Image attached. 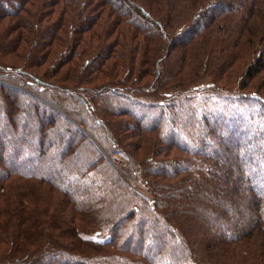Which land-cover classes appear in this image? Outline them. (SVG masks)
I'll list each match as a JSON object with an SVG mask.
<instances>
[{
  "label": "trees",
  "instance_id": "16d2710c",
  "mask_svg": "<svg viewBox=\"0 0 264 264\" xmlns=\"http://www.w3.org/2000/svg\"><path fill=\"white\" fill-rule=\"evenodd\" d=\"M57 3L43 0L36 17L28 9L29 0H0V33L6 26L11 28L10 35L14 33L0 46L4 52L15 53L24 40L23 31L39 33L43 27L36 22L43 24V19L51 17ZM63 3L75 11L69 29L77 35L74 44L69 41L70 46L65 44V50L56 54L53 69L51 63L47 71L33 70L50 57L53 62L52 49L65 25L66 9L31 52V72L10 65L0 54V76L42 95L73 118L67 120L51 109L57 113L54 117L48 108L41 125L27 128L44 107L27 95L28 107L17 104L16 100H22L20 93L1 87L0 113L4 114L5 103L9 124L0 125L6 133L0 138V157L5 158L0 162V186L8 189L0 193V264H30L28 259L35 262L40 255L45 264H228L232 253L237 264H264V0ZM102 14L113 18L105 32L107 43L85 59L86 51L78 45L84 35L91 41L99 39L93 28ZM216 28L226 31L220 35ZM20 30L22 35H17ZM79 57L85 74L73 64ZM223 57L228 65L225 70L226 65L216 63ZM226 72L237 79V87L218 83L228 78ZM257 79L256 89L251 90ZM9 97L14 98L10 101ZM252 106L257 109L250 112ZM21 116L28 120L19 128ZM200 122L203 127L197 134ZM224 126L230 128L229 135L222 131ZM46 127L51 128L48 134ZM20 133L35 137L34 146L18 139ZM45 138L51 141L47 145H43ZM235 138L244 149L226 147L229 142L236 146ZM97 147L141 164L151 200L131 191ZM127 172L134 176L133 167ZM234 173L239 175L232 179ZM14 181L21 190L20 205L15 202ZM228 181L230 196L242 186L250 189L253 195L242 203L258 213L232 232L222 224L226 232L219 233L225 201L205 215L217 199L206 192L213 190V183ZM36 188L45 198L50 193L65 198L70 209H62L61 214L70 215V226H61L60 233L73 241L70 245L81 241L78 253L62 247L58 252L31 250L26 244L19 245L10 232V212L18 213L13 220L20 228L27 227L28 199L38 198ZM52 207L49 204L41 210ZM77 221H81L78 226ZM58 225L61 222L53 221L52 227ZM83 231L93 233L99 245L95 247ZM256 231L261 245L253 252L247 241ZM27 233L26 229V241ZM101 234L104 238H98Z\"/></svg>",
  "mask_w": 264,
  "mask_h": 264
},
{
  "label": "rangeland",
  "instance_id": "374dc122",
  "mask_svg": "<svg viewBox=\"0 0 264 264\" xmlns=\"http://www.w3.org/2000/svg\"><path fill=\"white\" fill-rule=\"evenodd\" d=\"M97 1V0H95ZM30 5L28 6V9L31 10L33 12V14L38 17V13L37 11H39L41 3L43 2V0H29ZM57 5L55 7H53V11L54 13L52 14L51 17H46L45 19H43V24H41L40 22H36L37 25L43 27V29L39 32V33H29V32H25L23 31V37L21 38L24 39L23 42L21 41L20 46L16 49L14 54H10V53H5L4 51H6L4 49V47H0V54H3L4 57L7 59L8 63H10V65H14L13 63H15L17 66H19L22 69H25L29 72H31V69L28 68V62L29 59L31 57V52L33 51L34 47L37 46L39 44L40 41L43 40V37H46V31H47V27L51 26L52 24H54L56 21L59 20V18H61V12L63 10H67L66 14H65V18H64V27L63 30L61 32H59V37L56 42V45L53 46V53H52V58L53 62H51V57L50 60L47 63H44V65H42V67H39L38 69H34V71H39V72H43V71H47L48 68L50 67V64L52 63V66L50 67V69H53V65L56 62V59L58 57V55H56L58 52H62L63 50H65V44H68L67 46H70V44H74L76 40H74L75 36L77 35V33L72 29L70 30V25L72 24V19L76 16L74 15V9L72 7H65L63 0H56ZM198 9V7H196V10ZM195 10V11H196ZM194 11V12H195ZM90 14H88L89 16ZM78 19H79V14H78ZM111 20L109 15H103L98 18L97 21V25L93 28V30H95L94 32H96V35L99 37V39L93 40L91 41L90 38L87 37V35H84L81 42L79 43V47L84 48V50L86 51V53L84 54L85 59L88 57H91V55H93L96 50L98 49H102L103 46L107 43V41L105 40V32H107L108 30H110L111 27ZM12 21H7L6 23H9ZM79 22V21H78ZM6 24H4L5 26ZM255 28V27H254ZM256 30V28L254 29V31ZM216 33L217 34H223L226 29L220 30L216 28ZM11 28L9 29L8 26L4 27V30L1 31L0 33V46L7 43L11 38L10 36L13 35L14 33H11ZM17 33V35H22V30L15 32ZM15 36V35H14ZM20 37V36H19ZM102 39H101V38ZM9 38V39H8ZM256 39V37H255ZM69 41L71 43H69ZM257 41V40H256ZM255 41V42H256ZM65 42V43H64ZM36 43V45H35ZM61 46H63L64 48H60ZM66 46V47H67ZM98 48V49H97ZM34 53V51H33ZM218 53V52H217ZM220 58L222 57V54L218 53ZM224 56V55H223ZM84 58V57H83ZM225 57H223V59H219V61H217V65H226L225 62ZM73 64H75V67L78 69V71H82L84 74L86 72V70H83V62L82 59L76 58L73 60ZM179 65V62H178ZM228 65H226L224 68L227 69ZM56 70V69H54ZM33 71V72H34ZM92 72H90L91 74ZM228 78H221L220 81L218 82L219 84H221L223 87H227L230 89H233V87H237V79L234 80V78H232V74H228L227 72L225 73ZM239 77V74H238ZM237 77V78H238ZM259 83V80L257 79L255 81V85L251 86V90L252 89H256L255 86L256 84ZM68 84V83H67ZM75 84V82L69 83L68 85L72 87V85ZM1 87H5V88H11L14 89L16 92L20 93V97L22 98L21 101L16 100L17 104H22L25 105L26 107H28L29 103L28 102H24L27 101L25 99V95H27L26 97H32V101L34 103H39L41 106H43L44 108H42V112L39 113V115H37V117L33 118L32 120L34 121V124L32 123V127H28L27 128H32L33 129V125L39 126L42 124L41 121H43L48 114V110L50 109L51 114H54L56 117L57 113L58 115L63 116L65 119L73 121V118L70 116V114L65 111V110H60L57 109L54 105H52L48 99H46L45 97H42V95H39L36 92H33L30 89H27L26 87L23 86H18L16 84H13L11 82H8L3 76H0V95L2 96V89ZM264 93V90L261 91ZM14 97H9V100H13ZM3 103V102H2ZM112 105H114V103L111 102ZM4 107V114L0 113V125L4 124V125H8V114H7V106L3 105ZM92 109V105L89 106ZM257 107V106H256ZM46 108V110H45ZM49 108V109H48ZM255 106L250 107V112L254 111ZM51 109L53 111H56L57 113L55 114L53 111H51ZM184 112H185V108ZM257 109V108H255ZM216 110V107H215ZM195 112H197L198 114V110H196ZM249 112V113H250ZM6 113V114H5ZM180 115V114H178ZM32 118V116H31ZM28 120V117H23L21 116L19 118V128H21L22 126H24L23 124L26 123V121ZM62 127L63 125L61 124V122H58ZM206 124H208V122H206ZM3 125V126H4ZM106 125V124H105ZM29 126H31L29 124ZM61 127V128H62ZM79 127H82L79 125ZM203 127V123L200 122V127H198L196 130L197 134L198 132H200ZM3 128V127H2ZM252 128H248L247 130L249 131ZM46 131L47 134L51 132V128L50 127H46ZM176 132H180V128L176 127L175 129ZM222 131L229 135V131L230 128L227 126H224L222 128ZM46 134V137H47ZM197 136V135H196ZM6 137V133L0 129V138ZM18 139H22L25 140V143L27 145H32L34 146V142L36 141L35 137H32V139L29 137H24V134L20 133L19 138ZM224 140H227L225 137L223 138ZM237 144L236 146H233L231 142L227 143L226 147H228V149L230 148V150H232V148L235 149H242L240 148L241 146H239L240 142L238 141V138L234 139ZM51 141H49V139H44L43 140V145H47L49 144ZM52 142H54V140H52ZM225 142H228L225 141ZM225 146V144H223ZM31 146V147H32ZM206 146L208 148L211 147V143L210 142H206ZM97 149L99 150V153H101V155L104 156V158L106 159V161L108 162L109 166L112 168V170L118 175V177L128 186V188L133 191L136 195H140L142 196L144 199L146 200H151V187H150V183H148L147 181H145L143 175H142V165L138 164V163H134L132 164L131 161L129 160V158L127 156H124L121 153H111V154H106L102 151V149L99 147H97ZM244 149V148H243ZM209 151V150H208ZM87 158H83V161L86 160ZM2 161H5L4 157H0V162L2 163ZM34 161L31 160V162H29L28 164L33 163ZM4 163V162H3ZM241 166H245L243 165V163H245V161H241ZM144 165V164H143ZM1 167H3V165H0V169ZM133 167L134 168V176H131L128 174L127 169ZM55 170L56 174L60 173L59 168H55L53 169ZM53 170H50L48 172H52ZM239 174L238 173H234L232 175V179L237 177ZM244 182V181H243ZM19 183H17V181H14L13 183H11L12 188H14V191H16L17 195H15L16 199L15 202H19V200H21V190L19 189ZM230 184V181L228 182H221L218 184H212L213 186V190L210 191L208 190L206 192V194H208L210 196V194L212 195H216L217 199L216 201H214L212 204H209L208 207L206 208V210L204 211L205 215H208L212 212H214V209L216 208L217 204L220 205L221 201H225V205L222 208V219L219 220L220 221V226L222 224H224V227L232 232L233 227L238 226V224L240 225H245L246 223H249V221L251 222V220H253V218H255L256 214L258 212L253 211L254 209L249 207L247 208L248 205H243L242 201L245 198H248L250 196L253 195V193L250 191V189L247 187H241L237 189V193L234 196H230L229 192H228V186ZM143 185V186H142ZM250 187V186H249ZM251 193H249V192ZM8 189L7 187L4 186H0V193L4 194L7 193ZM34 192L36 194H38V190L37 188L34 190ZM47 192V191H46ZM12 194V193H11ZM37 198V197H36ZM33 199V198H29L28 201L30 203L26 204V206H29V211L27 214V218H28V225L27 227H24L23 229L20 228V225L18 222H15L18 213L14 214L12 212H10L9 217L12 219V223H11V227H10V232H12L13 235H15L14 238H16L19 242V245L21 243L26 244L28 246V248H30L31 250H43L45 249V251H54L55 249H57L56 251L58 252V247H62V249H66L67 251L69 250H74L76 251V253H78L79 250H77L76 247H78V245L81 244V241L79 239H77V243H74L75 246L70 245L73 244V241L68 239V237L66 238L67 235H62V233H60V231L62 230L61 228H65L67 229L70 226V220H69V216L67 215V213H64V216L61 214V210L64 208H68L70 209V206L66 207L67 202L65 201V198L62 195H55L53 193H50V196L46 197L44 196L43 193L38 194V198L37 199ZM53 203H52V202ZM150 202V201H149ZM220 202V203H219ZM18 204V203H17ZM35 204V207H31V205ZM49 204H53L52 209H47L46 211L49 212V214L46 213V211H42L41 209L43 207H46ZM241 204V205H240ZM20 205V204H18ZM22 206H25V204H23ZM194 212V211H192ZM46 213V214H45ZM15 217V220H13V218ZM61 222L62 225H58L59 227H52V223ZM81 223V221H77L75 224H77V226ZM29 225H31L30 227H28ZM62 226V227H61ZM137 226H139V224H137ZM3 227H6L5 224H3ZM61 227V228H60ZM214 227H217L216 224ZM81 228L80 231H82V229H84L83 227H79ZM219 228V227H218ZM222 228V226H221ZM219 228V233H224L226 231L223 230V228L221 229ZM8 228H5L6 232H7ZM28 230V235H30L29 240H24L23 234L25 232V230ZM83 233L89 237L90 236V240H92L91 242L96 246H98V242L99 239H97V237H95V235L93 233H89L88 231H83ZM211 233L215 236L218 235L215 229H212ZM228 233V232H227ZM210 234V233H209ZM211 235V234H210ZM98 238H104V234H101ZM212 238V237H210ZM259 232H255L254 236L251 237V239H249L247 242L250 243V249L255 252L260 248V240H259ZM169 241V240H168ZM65 242H67V245L65 244ZM175 243H177L176 241H174ZM174 243V245H175ZM239 244V243H237ZM236 244V245H237ZM74 247V248H73ZM24 249V248H22ZM111 249V248H110ZM66 250H64L65 252H67ZM187 250V249H186ZM83 251H85L84 247H83ZM88 251V250H87ZM86 253V252H85ZM55 254V253H53ZM223 258H225V255H222ZM57 256H54V258H56ZM24 259H27V255L24 256ZM30 261V262H29ZM229 262L228 264H237L238 263V259L237 257L232 253V255H230L229 258ZM26 263H30V264H45V259L43 255H40V257H37V261L33 262V259H28V261H26Z\"/></svg>",
  "mask_w": 264,
  "mask_h": 264
},
{
  "label": "built area",
  "instance_id": "2783aa9c",
  "mask_svg": "<svg viewBox=\"0 0 264 264\" xmlns=\"http://www.w3.org/2000/svg\"><path fill=\"white\" fill-rule=\"evenodd\" d=\"M143 186V185H142Z\"/></svg>",
  "mask_w": 264,
  "mask_h": 264
}]
</instances>
